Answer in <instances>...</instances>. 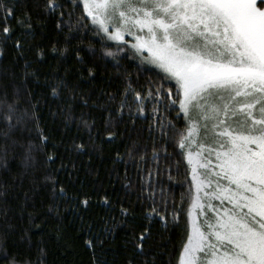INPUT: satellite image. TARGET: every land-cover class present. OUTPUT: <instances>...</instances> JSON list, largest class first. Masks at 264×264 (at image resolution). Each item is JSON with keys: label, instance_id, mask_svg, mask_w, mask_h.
<instances>
[{"label": "snow or ice", "instance_id": "1", "mask_svg": "<svg viewBox=\"0 0 264 264\" xmlns=\"http://www.w3.org/2000/svg\"><path fill=\"white\" fill-rule=\"evenodd\" d=\"M68 4L71 10L64 11L60 0H44L45 10L58 15L56 27L63 35L62 41L52 45V52L63 56L72 46L82 66L77 71H86L89 80L95 79L101 66L124 69L125 86L118 90L120 95H107L109 102L119 100L114 112L105 107L108 124L122 117L125 108L131 117L130 97H134L137 117L145 116L146 106L151 104L153 124L149 131L155 128L160 136L159 151L152 144L153 161L158 160L160 151L167 153L168 147H174L176 155L190 166L187 193L181 195L179 205L170 201V211L168 200L162 199L157 206L154 199L152 179L159 176L158 168L145 174L140 192L147 195H137L138 201L152 200L147 219L158 217L166 229L171 225L182 233L176 264H264V0H68ZM0 7L5 21L0 33L6 42L11 39L6 26L13 14L11 0H0ZM21 22L31 28V23ZM60 43L62 50L56 46ZM15 47L21 48L19 41ZM81 53L91 56L86 60ZM38 55L43 58V51ZM2 56L4 48L0 46ZM125 61H135L137 72H128ZM29 68L26 63L23 80L12 69H0V169L11 174L9 154L21 156L23 172L18 185L27 182L28 191L20 188L24 207L34 209L28 214L29 227L23 229L21 240L30 243L32 229L44 226L53 214L60 219L56 201L66 193L54 176L44 174L41 179L38 171L36 153L49 137L40 127L39 101L29 87V77H39ZM140 73L147 77V84L138 90L133 84ZM79 87L63 78L48 83L52 97L67 96V107L59 115L68 121L74 118L71 105ZM80 102L88 105L89 100L81 95ZM80 120L91 134L95 121L83 116ZM114 135L108 133L110 139ZM74 147L87 154L84 143ZM141 147L131 141L126 155L144 161L146 154L140 153ZM94 150L102 151V147ZM53 159L46 156L44 162ZM117 159L124 157L118 153ZM9 187L0 184V217L4 218L0 260L42 264L46 257L42 247L35 261L30 253L10 251L9 238L15 225L8 221ZM41 189L53 194L51 202L40 203V208L47 206L43 213L34 202ZM103 203L114 207L107 196ZM80 204L88 207L89 198L85 196ZM131 208L121 204L120 216H132ZM115 221V216L106 221L111 224L106 229L109 235L119 227ZM57 231H63L62 220ZM150 238L148 227L134 235L131 243L141 256L150 255L145 250ZM86 244L94 250L92 239ZM142 264H155V258Z\"/></svg>", "mask_w": 264, "mask_h": 264}, {"label": "trees", "instance_id": "2", "mask_svg": "<svg viewBox=\"0 0 264 264\" xmlns=\"http://www.w3.org/2000/svg\"><path fill=\"white\" fill-rule=\"evenodd\" d=\"M60 3L64 11L71 10L68 0H60ZM11 6L13 14L6 22V26L10 28L11 39L3 41V34L0 33V46L4 48V56L0 57V69H12L20 80H23L26 63L31 65L29 72H37L38 79L29 77V87L32 95L39 101L37 114L41 117L40 127L49 137L43 149L36 153V159L40 163L38 171L41 179L44 174L54 176L58 186L65 189L66 195L56 201L60 205V219L53 214L44 226L31 230L30 243L21 240L23 229L29 227L28 214L34 209L24 207L25 199L20 188L28 191L27 182L22 186L18 185V178L23 172L22 158L19 154L13 157L10 153L12 173L0 169V184L11 185L8 188L11 193L8 197L11 206L8 221L15 225V229L9 238L10 251L30 253L35 261L38 249L42 247L46 251L42 264H129V261L132 264H142L143 261L153 258L155 264H176L182 233L171 225L166 229L158 217L147 219L152 200L138 201L137 195H147L146 192H140L145 184V174L155 173L158 168L159 176L154 175L152 179L157 206L162 199L169 201V211L172 207L171 200H175L179 205L181 195L186 194L188 189L186 176L190 179L187 160L176 155L177 149L168 147L167 153L160 151L158 160L153 161L152 144L155 143L159 151L160 136L155 128L149 131V125L153 124L151 104L146 106L145 116L148 118L137 117L134 97H130L131 117L125 108L122 117H116L111 125L108 124V112L105 107L114 112L119 106V100L109 102L107 95H120L118 90L125 86L124 69L117 71L111 64L101 66L96 69L95 79L89 80L86 71L82 74L77 71L82 66L77 63L72 46L63 56L59 52H52V45L57 40L62 41L63 35L56 27L58 15L45 10L44 0H11ZM2 17L3 8L0 7V28L5 26ZM21 21L31 23V28ZM17 41L21 44L19 50L15 47ZM56 46L63 49L62 43ZM40 51L44 53L43 58L38 55ZM81 55L87 60L91 53ZM125 64L128 72H137L135 61H125ZM54 78H63L72 84L80 85L76 101L71 105L74 117L71 121L59 115L67 107V96L57 99L50 94L48 83L54 82ZM133 80L137 81L135 75ZM146 84L147 77L140 73L133 87L139 90ZM81 95L89 100L88 105L80 102ZM81 116L90 122L95 121L91 134L81 124ZM132 120H135V123H132ZM109 132L115 134L111 139ZM32 135L35 137L36 133L33 132ZM131 141L142 146L140 153L146 154L144 161H141L139 156L130 159L126 155ZM34 142L39 143L38 140ZM80 143L86 145L87 154L75 150L74 145ZM96 146H101L102 151H95ZM118 153L124 157L123 160L117 159ZM46 156H52L54 159L45 163ZM40 193L34 202L37 209L43 213L47 206L40 208V203L51 202L53 194L48 189H41ZM85 196L89 198L88 207L80 204ZM104 196L109 198L114 207L109 208L103 203ZM121 204L124 207L131 205L133 215L121 217ZM112 216L116 217L115 222L119 223V227L114 234L109 235L106 229L111 227V224H106V221ZM3 219L0 217V225L3 224ZM61 220L63 231L58 232L57 226ZM145 227L151 231V238L145 243V250L150 255L141 256L131 241L134 235ZM89 239L94 241V250L87 247L86 242ZM101 240L103 243L98 242ZM0 264L6 262L0 260Z\"/></svg>", "mask_w": 264, "mask_h": 264}]
</instances>
